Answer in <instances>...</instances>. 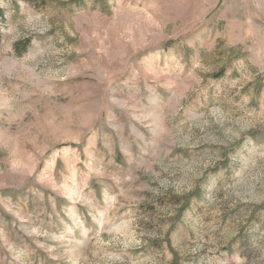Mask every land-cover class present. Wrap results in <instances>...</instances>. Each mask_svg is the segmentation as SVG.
<instances>
[{
  "label": "rangeland",
  "instance_id": "rangeland-1",
  "mask_svg": "<svg viewBox=\"0 0 264 264\" xmlns=\"http://www.w3.org/2000/svg\"><path fill=\"white\" fill-rule=\"evenodd\" d=\"M0 264H264V0H0Z\"/></svg>",
  "mask_w": 264,
  "mask_h": 264
}]
</instances>
